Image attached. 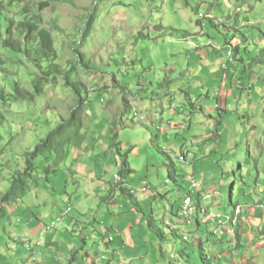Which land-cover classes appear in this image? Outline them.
Here are the masks:
<instances>
[{"label": "rangeland", "instance_id": "rangeland-1", "mask_svg": "<svg viewBox=\"0 0 264 264\" xmlns=\"http://www.w3.org/2000/svg\"><path fill=\"white\" fill-rule=\"evenodd\" d=\"M42 1L0 0L1 34H5L4 26L8 23L5 18L17 24L39 16L40 27L48 29L54 38L56 62L60 68L69 71L72 79L81 81L86 91H90L89 101L82 111L81 132L86 129L90 139L96 137V142L108 144H113L114 136L117 135V141L127 147L123 153H127L130 167L134 169L132 174L123 176V181L137 189L142 181L152 187L145 195L136 194V198H145L140 200L142 211L139 216L144 218L145 214L148 217L153 212L165 234V240H160L144 223L141 228L136 225V232L132 233L139 234L143 246L137 251L128 247L122 253L126 257L122 261L125 264H221L219 261L224 258L226 264H252L244 256L245 249L242 258L234 259L235 253L239 251L235 243L238 242L236 235L229 238V235L217 237L211 234V222L199 229L196 217L191 218L192 223H188L183 215H173L171 206L180 200V196L190 194L188 182L185 185V181L191 179L200 185L204 206L211 207L209 205L216 202L217 206L211 211L225 221V216L233 214V204L248 201L264 203V152L259 147L264 144V133L261 136L263 140L260 137L264 131V65L257 60L259 49L264 47V33H260L256 26L243 25L246 17L251 16L248 9H252L256 16L264 17V0H58L43 9ZM93 9L95 22L92 32L85 42L78 45L83 25ZM209 14L212 16L208 17ZM259 26L262 28L261 24ZM139 34L143 36L138 37ZM3 37L0 38V59L15 79L32 90V81L43 76L46 64L35 67L23 54L6 50L2 46ZM27 45L38 48L40 42L30 40ZM198 46H206L209 51V59L202 64V60L198 62V57L194 55ZM229 48H238L236 57L243 58L246 64L244 70L240 62L232 80H239L245 86L252 82V98L247 91L241 90L238 83V87L233 88L234 95L229 97V111L220 118L217 97L213 98V91H209V97L206 96L207 92L202 96L200 91L209 79V74H221L218 58L220 53H226ZM79 52L84 53L88 60L87 67L81 64ZM252 57L254 59L250 64ZM188 64L190 67L185 72ZM251 65L256 71L259 69L255 76L260 79L251 78L245 73L251 69ZM232 68L228 66L224 71L231 74ZM64 74L58 73L49 83L44 80V93L35 100H21L2 106L5 121L0 127V198L9 189L16 172L24 169L25 152L33 149L40 139L59 125L62 117L68 118L71 109L76 106L75 94L65 85ZM221 78L215 76L211 79H216L220 85ZM5 84L4 77L0 75V85ZM93 89L95 92H92ZM137 96L153 101H159L160 98L174 101L172 113L168 111L169 103H164V107H167L165 117L171 122L174 120V125L179 126L169 125L168 133H164L166 128L159 131L141 125L137 127L135 123L140 118L134 110L129 112V118L126 116L121 122L119 117L124 116L129 101L127 97ZM191 100L199 110L194 108ZM109 112V116H104ZM114 119L117 121L116 126L113 124ZM90 122L92 128L88 129ZM165 122L160 123L165 126ZM214 122H218V126ZM182 124H185V130ZM217 131L220 136L213 143L210 138ZM197 144L202 151L190 155L187 161H181L182 147L193 149ZM100 151V148L89 151L92 157L85 168L95 171L108 188L114 176L120 174L121 159L118 154L117 164L114 154L116 147L106 156H97ZM49 156L46 153L36 160L39 168L30 185L32 189L36 188L37 195L26 193L18 204L27 211L49 209L53 212L51 217H60L69 203L77 204V198H71L68 194L72 193L73 197L80 188L72 183L69 169L52 164L54 159L46 162ZM170 162L174 163L176 169V181L169 178ZM195 162L196 167L193 166ZM148 163L149 174L146 171ZM57 167L59 169L55 172ZM80 178L84 183L86 179ZM206 191H211L214 197L206 199ZM160 192L164 194L163 197ZM216 192L218 194H214ZM128 200L124 209L122 203L118 202L123 214L128 213L133 204L130 198ZM6 205L7 215L0 219V264H26L23 258H31V254L27 255L23 249L22 242L29 236L23 230L32 223L24 225L23 229L17 227L8 211L13 206L11 203ZM179 207L177 202L175 210H179ZM242 207L240 210L243 212ZM106 210L98 212L95 217L106 222L104 229L112 230L113 221L120 219ZM242 212L241 223L246 225L248 218ZM73 214L77 216V212ZM65 218L60 226L65 223ZM89 218H86L87 222ZM129 219L137 223V217L132 214ZM52 223L47 228L53 227ZM261 224L264 228V220H261ZM91 232L92 227H88L86 233L90 237ZM240 232L246 240V234ZM114 235L118 242L129 237L127 233L117 230ZM184 236L188 239L185 240ZM201 248L207 255L205 261L199 255ZM37 257L38 262V250ZM35 259L36 255L32 256V260Z\"/></svg>", "mask_w": 264, "mask_h": 264}, {"label": "crops", "instance_id": "crops-1", "mask_svg": "<svg viewBox=\"0 0 264 264\" xmlns=\"http://www.w3.org/2000/svg\"><path fill=\"white\" fill-rule=\"evenodd\" d=\"M248 11L251 13V16L246 17L243 25L244 26L246 25L256 26L260 33H264V17L261 15L256 16L255 14L252 13V9H248ZM208 16L211 17L212 14H209ZM259 24H261L262 28L259 26ZM252 29L253 28H250V30L253 33H256ZM194 55L198 57V62L202 60L201 64L205 60L209 59V51L206 48V46H198V49L196 50ZM253 59L254 57L250 58V61H249L250 64H252ZM218 60H219V66L221 69V70L219 69L218 70L221 71V74H216L214 72H212V74H209L208 75L209 79H207V82L203 86V88L201 87L202 90L200 91V93L202 96H204V94L207 92L206 96L209 97L211 93L209 91L210 90L213 91L214 93L213 98L217 97L219 117L223 118L222 117L223 113L226 111H229L230 109L231 105H229L230 103L229 97H232L234 95L233 88L236 89L238 87V83L241 86V90L247 91L248 96L251 98H252L251 96L252 92L250 90L243 89V86L240 83L241 81L232 80V76L235 75V72L240 67L239 65L240 62L243 64V69L245 70L246 64H244L243 58L238 59L236 57L234 61H229L227 52H226V53H220ZM224 63H228V66L234 67L232 68L231 74L226 73L225 72L226 69L222 68ZM207 66L208 65L205 66L206 69H207ZM189 67H190V64L187 65L185 72L188 71ZM206 69H203V71L206 72ZM258 70L259 69H257L256 71L255 68L251 65V69L247 70L246 74L249 75L251 78L260 79L258 76H255L256 73H258ZM217 75L219 77H222L220 85L218 84V82H216V79H211L212 77H215V76L218 77ZM229 79H230V82H229ZM211 88H213L214 90H212ZM169 96L171 99L173 98L172 95H168L167 97ZM127 99L129 101L127 100L128 103L125 108L126 111L124 113V116H122V118L121 116L119 117L121 122H124V119L126 116H128L129 118V112L134 110L135 114L137 113L136 116H139L140 118V121L135 123L137 127L141 125V126H145L146 128L150 130L154 129V130H159V131H163L166 128V131H164V133H168L170 131V128L167 129V127L169 125L179 126V125H174V120H172L171 122L169 118L167 120V118L165 117V115H167L165 113L166 112L165 110L167 107H168L169 113H172L173 110L175 109L174 101L170 102V101H167V99L162 100V98H160L159 101H153L150 99H144L141 96H137L135 98L127 97ZM164 103H169V104H167V107H164ZM191 104L194 106L196 110H199L198 109L199 107L196 105V103H194L193 100H191ZM225 104H227V108L226 107L224 108ZM127 106H128V109H127ZM201 111H203V109H201ZM105 112H108V111H105ZM109 115H110V112L104 114V116H109ZM160 116H161V119H159ZM218 121L221 122V120H218ZM160 122L162 123L165 122V126H163ZM116 123L117 121L116 119H114L113 124L115 125ZM123 124L126 125V123H123ZM91 125L92 123L90 122L88 129L92 128ZM214 125L218 126V122L217 123L214 122ZM118 126H121V125H119L118 123ZM182 129L185 130V124H182ZM82 133L86 134L88 140L86 139V141L82 144L81 148H77L71 145L70 149L68 150V154H69L68 157L65 160H63L62 163L58 166L59 168L61 166H64L67 169H69L71 177L73 178L72 183L79 185L80 189H77V194L73 197H72V193L68 194L65 191L68 195H70L71 198H75V199L77 198L78 200L77 204L75 205H73L72 203H69V205H72L74 208L73 212L74 211L77 212V216L72 213L69 217L65 218V223H63L61 226L59 225L60 227L58 226L56 229L49 231L46 229L45 225L58 216V215L57 216L52 215L51 217L50 214H53L52 210L47 209L43 211L42 210L27 211L26 209H22V207L19 206L18 204L19 201L16 198L10 202L12 204L11 206H13L12 208L8 209L9 215H11L12 217V218L10 217V219L13 220V223L17 227H21L23 229L24 225L32 223V225L29 226L28 228L25 226L26 229L24 228L23 230L29 234V236L25 238V241L36 240V238L40 235L44 236L43 241L40 237L39 240L36 242V245L41 244L40 246H37L38 253L40 255V260L37 263L32 262L31 264H70L71 256L73 255L75 251H78V250H80L77 255L78 262L74 264H125L122 261V259H125L126 257L122 256V253L126 252L129 249L128 247H131L132 250L137 251L139 248L143 246V243L141 242V238H138L139 234L133 235L132 233V232H136L135 231L136 225H138L141 228L142 223H144V225L148 227L147 219H146L147 217L145 216V214L143 213L144 218H141L139 216V213L142 211L140 208V200H145V198L144 199L136 198V194L141 193L145 195V193L148 192L150 189H152V187H150V189L145 192H143L141 188L145 186H151V185L149 183H144L142 181V184L137 189L133 185L123 181L121 183L122 185L119 186L117 189H114L113 183H110V186H108L107 188V183L103 179L98 177L95 171H88V169L85 168V166L90 160V158L92 157L91 155L88 154L89 151L100 148L101 151L98 152L97 156H103V155L106 156L108 155V153L111 154L113 152V149L115 150V146L113 144H108L107 142L98 143L95 141L96 137H94L93 140L90 139L86 129H84ZM262 133H264L263 130L261 132L260 137L262 136ZM211 136H212V138H210L211 142L215 143L216 139L220 136L219 131L215 132ZM156 138L157 139L159 138L158 135ZM89 139H90V143H89ZM188 143L189 142H186V144ZM170 145L173 146L172 143H170ZM259 147L264 152V144L262 143ZM120 148H121V151L124 152L127 147L120 144ZM215 148L217 150L218 145H216ZM195 150L196 151L198 150V151L195 152ZM201 151L202 149H200L199 144H197L195 147H193V149H191L190 147L189 148L182 147L181 155L185 152L187 154L186 155V161H187V158L190 155L192 154L197 155V153ZM114 154H115L116 163L118 164L117 151H114ZM80 159L81 161L79 162ZM193 166L196 167L197 162H195ZM58 167L56 168V170L59 169ZM146 171H147V174H149L150 172L149 163L147 164ZM194 173L195 171H193V174ZM80 176H82L83 179H86L87 182L85 180V182L82 183L80 181L81 180ZM148 179L150 180L151 178L149 177ZM187 182H188V190L192 194L193 199L196 202H198L200 205L204 206L205 203L202 199L203 197L202 192L201 190H199V187H200L199 183L196 181L198 185L194 189L192 186L193 179H191V181L189 180L185 181V185H187ZM87 183L90 185H87ZM212 184L214 186V183ZM132 187L136 189L134 196H130L126 190ZM121 188H124V190H121ZM213 188L215 191L216 190L215 186ZM36 191H37L36 188L32 189L31 185L29 184V191L27 192V194L30 193L32 196H35L37 195ZM209 192L211 191H206V193H209ZM160 195H161V192H160ZM186 195L180 196L179 198L180 200L176 201L175 205L172 204L171 213L173 215H177V217L179 216V212L178 210H175V206L177 202H179V206H180L183 200V197ZM163 196L164 194L161 195V197ZM206 197L208 198L209 195H206ZM212 197H214V195ZM128 198L132 200L133 204L131 208L129 209V212L126 214H123V211H121L122 208L118 205V202L122 203V207L124 209L125 203L129 201ZM259 204L251 203L248 201L243 204L242 203L235 204L234 206V210L237 206L239 207L247 206L246 208L244 207L245 209L243 207L242 208H243L245 217L248 218L246 220L247 226L245 224L242 225L241 218H239V224H238L239 232L242 231V233L246 234L244 235L246 240L242 238L243 236L242 237L240 236V240H237L238 242H235L236 246L239 247V251L235 253L236 256L234 259L236 260L243 257L242 252L245 249L244 256L245 258L247 257V260L252 261L251 262L252 264H264V256H262L264 255L263 253L264 252V228L262 227V224H261V220L262 221L264 220V208H262L261 206L258 207L257 205ZM261 205H264V204L261 203ZM104 206L105 207L107 206V208H105ZM209 206L211 207H208V208L210 210H213V207H216L217 203L215 202L213 205H209ZM77 207H79V210H77ZM104 209H107L106 211L108 214L111 213V215H113L115 218L120 219L118 221H113L111 225L112 230L106 227L104 229L106 222L103 220H98L95 217L98 212H101ZM151 213L153 215V212ZM131 214L132 216L137 217L136 219L137 223H133V221L129 219ZM203 215L204 214L199 215L198 218L199 219L203 218ZM87 217L88 218L90 217L88 222L86 221ZM208 221L210 220L208 219ZM68 226H70L71 230H67ZM116 226H117V229H115ZM88 227H92L91 237L88 236L86 233V229ZM197 227L200 229L203 226L202 224H200V225H197ZM115 230H117L118 232L123 231L124 233H127L129 237L128 238L125 237V240H122L123 242H118L116 239V235H114ZM108 234L114 237V241L112 242L108 241ZM228 237L231 238L232 236L229 235ZM90 239H92L91 243H90ZM41 241L42 243H39ZM138 241H140L141 244L137 243ZM243 243H245V245ZM16 247L17 246L15 245V248ZM23 249H25L24 246H23ZM25 252L27 253V255H29L28 251L25 250ZM104 254L106 255V258H101V256H103ZM23 260H25L26 264H29L31 262L29 260V257L23 258ZM36 260L37 259L33 261H36ZM219 263L226 264V261L223 258L221 261H219Z\"/></svg>", "mask_w": 264, "mask_h": 264}, {"label": "trees", "instance_id": "trees-1", "mask_svg": "<svg viewBox=\"0 0 264 264\" xmlns=\"http://www.w3.org/2000/svg\"><path fill=\"white\" fill-rule=\"evenodd\" d=\"M58 0H43L41 2V8L47 7L51 2ZM61 1V0H60ZM70 1V0H69ZM1 7V6H0ZM2 17V13L0 11V18ZM210 17V16H208ZM213 19V18H211ZM8 22L4 26L3 32L5 34L2 39V46L6 48V50L14 51L16 53H21L23 56L31 63L34 64L35 67L40 68L42 64L45 65V70H43V76H38L35 80L32 81L33 89L30 90L22 85V83L15 79L12 74L9 72L10 70L5 67V62L0 59V75L4 77V81H6L5 85H0V127L4 125L5 116L2 110V106L8 105L13 102H18L21 100L33 101L37 96H40L44 93V80L47 83L51 82L56 78L58 73L64 72V80L65 85L75 94L76 97V106L71 109L70 116L68 118H61V122L55 128L51 129L47 135L40 139L35 147L27 152H25V167L21 171H17L16 174L11 179L9 189L1 196L0 198V219L7 215V205L13 199H17L18 201L29 191L30 181L34 178V174L36 170L39 168L36 160L43 154L49 153L46 162H52L49 159H54V165L59 166L63 160L68 157V150L70 146L81 148L82 144L86 141L87 136L85 133H82V111L84 107L87 105L89 101V93L90 91H86L85 85L81 81H77L72 79L69 71H63L60 68V65L56 62V48L55 41L51 34V32L46 29L40 27V18L39 16H35V18L30 20H22L15 24L14 20L6 19ZM95 22L94 9L88 15L86 22L83 25L81 30V35L79 38L78 45L82 42H85L89 35L92 32V26ZM139 36H143V34H139ZM30 40H37L40 42L38 48L27 45V42ZM232 49L233 48H229ZM76 50V49H75ZM260 53L258 55V62L264 65V47L260 48ZM236 53H238V48L233 50V60L236 59ZM79 60L82 65L85 67L88 66L89 62L85 58L84 53L79 52ZM19 63H22V60H19ZM228 66V63H227ZM223 68V66H222ZM224 69V68H223ZM246 73V72H245ZM242 84V83H241ZM243 89L251 91V83L248 86L243 85ZM92 92H95L93 89ZM115 137V138H114ZM113 138V145L116 147L117 155L119 154L121 162H120V174L122 176L130 175L134 172V169L130 167V163L128 160L127 153H123L120 148V141H117V135ZM50 166V164H49ZM51 167V166H50ZM57 171L56 169L54 170ZM168 172L169 178L173 181H176V169L174 167V163L170 162L168 164ZM115 177V176H114ZM122 182H118L117 185H114V189H117L118 186H121ZM37 184H39L37 182ZM123 187V186H122ZM124 190V188H121ZM232 198V197H231ZM194 200V199H193ZM232 200V199H231ZM195 201V200H194ZM196 202V201H195ZM232 202V201H231ZM184 204V197L179 207V216L182 215L181 211ZM197 206H200L198 202H196ZM235 206V204H233ZM195 211H192L189 218L195 217ZM198 216L201 215V212H198ZM193 214V215H192ZM192 216V217H191ZM147 225L148 228L152 231L153 234L157 235L160 240H165V234L163 233L160 225L157 223L154 216L148 215ZM186 220V219H185ZM196 225H200L198 217L195 218ZM171 234L174 237V234L171 230ZM178 235V234H177ZM176 236V235H175ZM240 233L237 231L236 239L240 240ZM31 245V244H30ZM202 247V246H201ZM203 248V247H202ZM201 250H199V255L201 260L206 259L207 255ZM29 250V249H24ZM80 250L75 251L70 258V264H74L78 262V253ZM32 252V256L34 252Z\"/></svg>", "mask_w": 264, "mask_h": 264}, {"label": "clouds", "instance_id": "clouds-1", "mask_svg": "<svg viewBox=\"0 0 264 264\" xmlns=\"http://www.w3.org/2000/svg\"><path fill=\"white\" fill-rule=\"evenodd\" d=\"M229 50V49H228ZM227 50V51H228ZM226 51V52H227ZM230 61V60H229ZM224 64H227V63H224ZM228 67V66H227ZM224 69H226V68H224ZM135 115H137V113L135 114ZM186 153L184 152L181 156H184V160H181V161H186ZM180 156V157H181ZM116 175H119V174H116ZM115 175V176H116ZM120 177H121V180L119 181V182H122V176L121 175H119ZM114 183H115V185H117V183L115 182V177H114ZM197 185H198V183L194 180L193 181V188L195 189L196 187H197ZM143 188H146V190H143ZM150 189V186H145V187H142L141 188V190L143 191V192H145V191H147V190H149ZM127 190V192H128V194L130 195V196H134L135 195V192H136V189L135 188H130V189H126ZM131 190H134V192L132 193L131 192ZM217 194H218V192H216ZM215 194V193H214ZM206 195H209V197L207 198L206 197ZM190 197L191 199H192V201H193V203H194V205L196 206V211L198 210V212H201L202 214H204L203 215V218H202V220H200L199 218V223L200 224H202V226H203V224H208V223H210V225L212 226V230H211V234H213V235H215V236H217V237H219L220 235H224V236H228V235H231V236H235V235H237V231L239 232V228H238V224H239V218H240V215H241V207H239V206H237L236 208H235V210H234V212H233V214L231 215V216H225L224 218L225 219H227V224L224 226V230H225V232L224 233H218V234H215L214 233V222H215V220L214 219H211L210 221H208V222H204V217H205V213H203L202 212V209L204 208V209H206L208 212H210V213H214V212H212L211 210H209L208 209V207H206V206H202V205H200L199 207L196 205V202L193 200V196H192V194L190 193V194H187L185 197H184V200H185V198L186 197ZM213 196V193H211V192H209V193H206L205 194V198L206 199H209V198H211ZM261 204V203H260ZM262 204H264V203H262ZM258 206V205H257ZM68 207H72V211L67 215V216H65V217H69L72 213H73V210H74V208H73V206L72 205H68L67 206V208ZM259 207V206H258ZM67 208H65L64 209V211L67 209ZM262 209V208H261ZM195 211V217L197 218L198 217V213ZM62 214H63V211L61 212ZM61 214V215H62ZM56 218H58V217H56ZM55 218V219H56ZM64 218V217H63ZM63 218H62V220H63ZM55 219H53V220H51L48 224H46L45 226H46V229H47V227H48V225L49 224H51V222L52 221H54ZM186 219V218H185ZM61 220V221H62ZM61 221L58 223V225L55 227V228H53V229H51V230H49V231H52V230H54V229H56L60 224H61ZM187 221V220H186ZM191 218H190V223H191ZM68 229H71L70 228V226H68L67 227ZM228 228L230 229V232L228 231ZM48 230V229H47ZM240 233V232H239ZM40 237H42V241L44 240V236L43 235H40V236H38L37 238H36V240H27V241H25V242H23L22 243V245L24 246V248H25V243L26 242H30V244H32V246H34V248H35V250H36V257H37V246H40V245H36V242L39 240V238ZM110 237H112L113 239L111 240L110 239ZM185 240H187L188 239V237L187 236H184L183 237ZM237 240V239H236ZM42 241H41V243H42ZM108 241L109 242H112V241H114V237L113 236H110L109 234H108ZM26 249V248H25ZM28 251V250H27ZM30 254H31V258L29 257V260L31 261V262H33V263H37V260H38V257H37V260L36 261H33L32 260V252H30V251H28ZM115 252H117V251H115ZM101 258H106V255L104 254L103 256H101Z\"/></svg>", "mask_w": 264, "mask_h": 264}, {"label": "bare ground", "instance_id": "bare-ground-1", "mask_svg": "<svg viewBox=\"0 0 264 264\" xmlns=\"http://www.w3.org/2000/svg\"><path fill=\"white\" fill-rule=\"evenodd\" d=\"M230 50H232V49H230ZM115 182L116 183H118V179L117 178H115ZM119 187V186H118ZM185 201H188V202H186V207H183V216H184V218H186V220H187V222L188 223H190V214H191V212L192 211H194L195 209H196V206L194 205V203H193V201H192V199L188 196V197H186L185 198V200H184V202ZM199 207V206H198ZM261 207L262 208H264V205H261ZM69 209H71V207H68L65 211H68ZM71 211H68L67 212V214H66V216L70 213ZM202 212L203 213H205L206 215H205V217H204V222H207L208 221V219L209 220H211V219H214V220H217V222H224V225L223 226H216L215 224H214V233L215 234H218V233H224L225 232V230H224V226L227 224L226 222L227 221H225L224 219H222V218H219V217H217L214 213H212V216H209V213L210 212H208L206 209H202ZM202 214V213H201ZM193 215V214H192ZM192 217V216H191ZM193 219H194V217H192ZM192 219V220H193ZM191 223H192V221H191ZM52 226H54V221H53V223H52ZM228 231L230 232V229L228 228ZM25 245H30V243H26ZM34 252V251H33ZM37 258V257H36Z\"/></svg>", "mask_w": 264, "mask_h": 264}, {"label": "built area", "instance_id": "built-area-1", "mask_svg": "<svg viewBox=\"0 0 264 264\" xmlns=\"http://www.w3.org/2000/svg\"><path fill=\"white\" fill-rule=\"evenodd\" d=\"M227 56H228V60L232 61L233 60V50H230L229 49L227 51ZM223 68H227V64H224L223 65ZM180 160H184V156H181L180 157ZM115 178L118 179V182L121 180V177L119 175H116ZM131 192L133 193L134 190H131ZM186 202H188V201H185L184 202L183 207H186ZM258 206L260 207L261 204H259ZM68 211H72V207ZM68 211H64L63 214L60 217H58V218H56L54 220V226L53 227H50V228H47V229L48 230H51V229L55 228L58 225V223L62 220V218L66 216V214H67ZM181 214H183V208H182ZM209 216H212V213H209ZM214 224L216 226H223L224 225V222H217V220H215ZM110 239L112 240L113 238L110 237ZM39 243H41V242H39ZM25 248L34 251V255H36V251H35L34 246H32V245H25Z\"/></svg>", "mask_w": 264, "mask_h": 264}]
</instances>
